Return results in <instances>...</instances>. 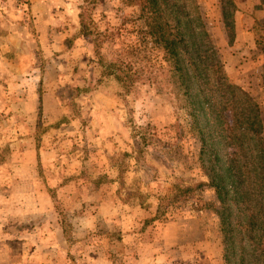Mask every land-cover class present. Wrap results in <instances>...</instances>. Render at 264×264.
Masks as SVG:
<instances>
[{
    "label": "rangeland",
    "instance_id": "1",
    "mask_svg": "<svg viewBox=\"0 0 264 264\" xmlns=\"http://www.w3.org/2000/svg\"><path fill=\"white\" fill-rule=\"evenodd\" d=\"M91 1L100 49L80 33L82 0H0V264H223L213 192H170L206 181L186 112L102 74L136 9ZM198 2L218 30L221 0ZM245 64L237 81L257 98L262 69Z\"/></svg>",
    "mask_w": 264,
    "mask_h": 264
},
{
    "label": "trees",
    "instance_id": "2",
    "mask_svg": "<svg viewBox=\"0 0 264 264\" xmlns=\"http://www.w3.org/2000/svg\"><path fill=\"white\" fill-rule=\"evenodd\" d=\"M121 2L136 9L139 26L134 41L114 60H100L102 74L127 93L144 85L165 90L186 112L206 181L176 184L171 195L185 198L205 187L211 190L223 264H264V0H243L248 9L238 8L239 0H221L220 26L214 31L238 50L217 47L198 0ZM91 5L82 0L80 33L94 36L100 49L109 35L94 29ZM246 61L262 69L257 98L237 81Z\"/></svg>",
    "mask_w": 264,
    "mask_h": 264
},
{
    "label": "crops",
    "instance_id": "3",
    "mask_svg": "<svg viewBox=\"0 0 264 264\" xmlns=\"http://www.w3.org/2000/svg\"><path fill=\"white\" fill-rule=\"evenodd\" d=\"M1 181H2V179H1V176H0V184H1Z\"/></svg>",
    "mask_w": 264,
    "mask_h": 264
}]
</instances>
